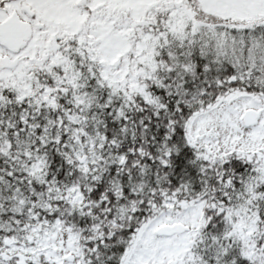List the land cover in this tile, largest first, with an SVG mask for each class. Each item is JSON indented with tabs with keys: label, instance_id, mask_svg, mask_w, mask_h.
<instances>
[{
	"label": "snow or ice",
	"instance_id": "snow-or-ice-1",
	"mask_svg": "<svg viewBox=\"0 0 264 264\" xmlns=\"http://www.w3.org/2000/svg\"><path fill=\"white\" fill-rule=\"evenodd\" d=\"M0 264H264V0H0Z\"/></svg>",
	"mask_w": 264,
	"mask_h": 264
}]
</instances>
